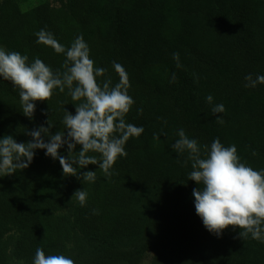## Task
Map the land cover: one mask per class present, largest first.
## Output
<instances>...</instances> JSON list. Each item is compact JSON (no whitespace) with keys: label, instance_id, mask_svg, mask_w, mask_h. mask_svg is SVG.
I'll use <instances>...</instances> for the list:
<instances>
[{"label":"trees","instance_id":"obj_1","mask_svg":"<svg viewBox=\"0 0 264 264\" xmlns=\"http://www.w3.org/2000/svg\"><path fill=\"white\" fill-rule=\"evenodd\" d=\"M24 5L25 0L0 1V46L63 72V54L37 44L34 34L50 31L66 47L82 35L94 67L107 70L98 82L120 81L113 61L126 70L135 103L125 120L144 132L129 139L127 156L116 160L110 177L98 165L77 170L96 171L94 182L64 176L59 161L44 150H36L27 169L0 177V264H10V245L24 264H31L37 247L75 264L146 259L264 264V243L240 238L238 226H229L221 238L204 228L192 196L198 185L188 180L192 162L187 152L171 147L183 128L202 154L219 138L226 147L236 146L242 162L264 169V84L244 86L246 75H264V0H68L66 9L46 0L30 9ZM173 53H179V68ZM208 95L213 104L224 105L225 112L217 114L223 123L210 114ZM80 102L57 89L48 101L36 102L29 119L11 82L0 80V137L27 143L32 139L27 131L48 127L49 119L52 134L63 131V108L74 115ZM82 189L83 206L73 197ZM12 230L18 236L11 242Z\"/></svg>","mask_w":264,"mask_h":264},{"label":"clouds","instance_id":"obj_2","mask_svg":"<svg viewBox=\"0 0 264 264\" xmlns=\"http://www.w3.org/2000/svg\"><path fill=\"white\" fill-rule=\"evenodd\" d=\"M34 35L37 44L51 47L56 54H63L65 70L54 72L39 58L29 62L27 55L7 51L0 46V80L11 82L12 90L18 93L22 114L32 119L36 102L48 101L57 89L60 93L67 90L72 101L81 102L74 104V115L63 108V131L52 134L50 129L53 125L49 119L46 121L48 127L41 125L27 131L26 134L32 138L27 143H18L12 135L0 137V177L12 175L17 169H27L36 150H44L45 156L58 160L64 176L94 182L96 171L89 170L81 175L77 170L98 165L104 175L110 177L116 160L127 156L125 145L129 139L138 138L144 132L142 126L137 127L125 120L135 103L128 94L130 85L126 70L113 61L112 69L120 81L115 85L110 79L98 82L107 70L94 67L89 45L82 35H78L67 47L45 29ZM172 58L179 68V53H173ZM244 79L246 88L264 84V75L253 79L249 74ZM205 100L211 105L210 114L217 117L216 122L223 123V117L217 114L225 112L224 105L213 104L212 95ZM142 111L137 109L139 114ZM42 115L47 116L48 112L42 111ZM176 135L178 139L171 147L178 154L187 152L188 160L192 162L188 180L198 185L193 189L192 196L196 215L204 228L221 238L229 226H238L240 238L250 237L264 243V169L254 170L247 162H242L236 146L226 147L219 138L205 145L202 154L198 141L189 138L183 128ZM154 139H159V135L154 134ZM78 145L81 148L76 152ZM65 146L67 156L58 151ZM86 195L82 189L77 190L73 197L83 206ZM31 264H75V261L63 254L46 255L42 248L37 247Z\"/></svg>","mask_w":264,"mask_h":264},{"label":"rangeland","instance_id":"obj_3","mask_svg":"<svg viewBox=\"0 0 264 264\" xmlns=\"http://www.w3.org/2000/svg\"><path fill=\"white\" fill-rule=\"evenodd\" d=\"M1 1V0H0ZM41 1H45V0H25V9H30L31 7L35 6L36 4H38ZM50 3V5L52 7H55L56 9H66L68 7V0H46ZM60 153H66L67 152V148L66 146L60 150H58ZM94 169V168H93ZM64 213H68L70 215H72V211L71 210H65ZM9 241H14V239L18 236L17 231L12 230L8 235ZM13 245H10V247L8 248V255L10 258V264H24L23 262L17 260L16 258H14L13 256ZM142 264H150L149 259L144 260V262Z\"/></svg>","mask_w":264,"mask_h":264}]
</instances>
